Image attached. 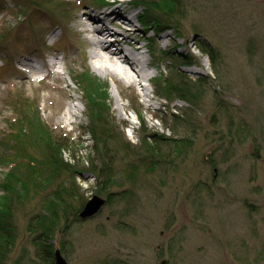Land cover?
I'll list each match as a JSON object with an SVG mask.
<instances>
[{"label":"rangeland","instance_id":"obj_1","mask_svg":"<svg viewBox=\"0 0 264 264\" xmlns=\"http://www.w3.org/2000/svg\"><path fill=\"white\" fill-rule=\"evenodd\" d=\"M159 1L138 0L131 12L147 14L151 26L143 33L136 22V38L160 42L158 55L146 53L158 64L148 68L156 85L99 75L106 85L91 91L110 108L95 125L108 131L104 152L80 77L86 60L94 69L97 35L84 24L102 15L100 0H0V209L9 197L17 235L6 264L38 261L29 225L66 179L70 212L104 201L94 218L50 242L69 264H264V0H177L174 16ZM200 45L214 48V59ZM181 81L196 83L197 100L162 87ZM20 102L47 126L17 137ZM57 146L73 169L62 181L48 187L47 175L15 167ZM100 168L113 173L108 183Z\"/></svg>","mask_w":264,"mask_h":264},{"label":"trees","instance_id":"obj_2","mask_svg":"<svg viewBox=\"0 0 264 264\" xmlns=\"http://www.w3.org/2000/svg\"><path fill=\"white\" fill-rule=\"evenodd\" d=\"M159 7L161 10L165 11V13L169 16H174L179 9L178 7L179 2L177 0H160L159 1ZM100 3H106V0H100ZM149 7V4L148 6ZM162 25V24H158ZM201 51L207 55H209L212 59H214L215 52L214 48L208 47L206 45H200L199 47ZM80 77H82L84 86V92L87 98V102L89 103V106L91 108V111H93V122L94 126L92 128V133L98 138L96 141L95 148L98 149L102 148L104 152H107L109 149V146L107 141H109L108 137V131L105 129H98V126L96 122L103 121V116L108 114L110 111L109 106L107 105L106 98L105 101L103 100L102 103H100V106H98L99 98L96 100L93 98V90L94 87H98L97 85H106L103 83L99 78L94 76L87 68L83 71V73L80 74ZM181 80V79H180ZM168 83V82H167ZM196 83L192 82V85ZM160 82V86H161ZM189 83H184L183 81L180 82V86L176 85H162L164 87L163 89L168 93L169 96L174 95L175 93H180L182 96H180L181 99L188 100V102H193L197 100L198 92L195 88L192 87ZM161 87V88H162ZM104 88V87H102ZM195 90V91H194ZM92 91V92H91ZM106 95V94H105ZM91 98L94 100L91 105ZM16 110H14L16 117V121H18L19 117L25 118L24 124H20L19 122V130L18 133L15 134L17 137L20 136V134L23 132L26 133H33L34 129L37 127L45 126V122L43 121L40 112L37 108L36 111L32 108V106H29V104L25 106L22 105V102H20L19 107L14 106ZM29 110H27V109ZM33 109V110H32ZM91 113V112H90ZM175 120L176 116H175ZM45 124V125H44ZM40 125V126H39ZM47 126V125H46ZM169 130V128H168ZM16 131V128H15ZM170 132L174 133L173 129L169 130ZM175 134V133H174ZM100 135V136H99ZM156 134L151 135L147 138L148 144L155 139ZM106 141H105V140ZM63 140H66L64 138ZM162 141L164 139L162 138ZM59 149V150H58ZM50 152H48L44 160H38L37 162L33 160L31 157H24L21 158V160H25L22 163L19 162V164H16L15 167H21L22 165H25L27 169L31 170L32 172H35L37 176H46L45 179H43L44 184L46 186H51L54 182L62 181L64 177V173H73V169L69 166L68 163H66L64 156H63V149L60 146H57V148H49ZM105 157H109V152L107 153V156H103L102 159L104 160ZM20 160V159H19ZM101 160V159H100ZM105 161V160H104ZM24 167V168H25ZM94 169V167L92 168ZM100 174L102 178L104 177V182L108 183L109 178L113 175V173L105 174V169L100 168ZM95 170V169H94ZM15 180H19V176H14ZM68 179L65 180V182ZM20 181V180H19ZM18 181V182H19ZM65 182H62V185H60V189L52 193L48 197V201L46 203V214H39L36 218H34V222L30 223L29 229H31V232L35 234L32 244L35 247V258L38 260L37 262H34L32 264H55L56 258H55V247L50 242L55 238L56 233L63 231V232H69L71 227L75 225V223L86 221L78 211L76 212H70L68 209V200L71 199L73 191L72 188L68 187V191L64 190L65 185L67 184ZM70 182V181H69ZM19 183L23 184L22 181ZM65 183V185L63 184ZM74 184V182L72 181ZM16 189L10 188L9 194L15 193ZM65 193L66 197L63 196L62 193ZM111 197V196H110ZM3 201L5 202V198H3ZM8 203V205L6 204ZM13 206V205H12ZM11 206V199L9 200V197L6 199L5 205H2V208L0 209V264H6L8 259L10 258V254L13 252V249L15 247L16 243V228L14 225V222L12 221L11 217V211L13 210ZM79 214V215H78ZM63 253V251H62Z\"/></svg>","mask_w":264,"mask_h":264},{"label":"bare ground","instance_id":"obj_3","mask_svg":"<svg viewBox=\"0 0 264 264\" xmlns=\"http://www.w3.org/2000/svg\"><path fill=\"white\" fill-rule=\"evenodd\" d=\"M116 2L119 3V0H116ZM113 15L122 17L123 14H117L116 11ZM103 18L105 17H102L101 21ZM92 20L93 18L90 17L89 23H91ZM115 22L116 24H121L119 19H116ZM131 23L136 27V20L135 22L131 21ZM103 24L104 28L101 30L95 29L93 26L89 28V25L86 26L84 24V32L97 34L96 37L92 35L90 39V56L94 67V69H92L97 73V75L94 72L93 73L97 77H99V75L101 77L112 76L115 78L116 83L127 84L130 86H136L137 84H141L145 79L150 78H152V83L155 82L156 77L148 73V68L158 69V64L156 63V60H147L144 55L146 56V53H149L153 57L156 56V54L159 52L160 42L156 40L147 46H143L140 42L136 41L134 43V41L130 42V40L125 39L124 42L130 48L127 49L128 52H126L121 45L118 47L119 52L110 51V43L107 41V39L112 36L113 32H111L105 22H103ZM133 31H135V29L127 28L125 32H127L129 35H132L134 33ZM124 38L125 37H123V39ZM111 46L113 45L111 44ZM85 66L89 71H92L87 60ZM22 105L26 107V104L23 102ZM72 108L73 107L70 109Z\"/></svg>","mask_w":264,"mask_h":264},{"label":"water","instance_id":"obj_4","mask_svg":"<svg viewBox=\"0 0 264 264\" xmlns=\"http://www.w3.org/2000/svg\"><path fill=\"white\" fill-rule=\"evenodd\" d=\"M104 205V201L98 198H93L86 205L84 211L82 212V217L84 219H89L97 215ZM56 263L55 264H69L66 258L63 256L60 249L55 252Z\"/></svg>","mask_w":264,"mask_h":264}]
</instances>
